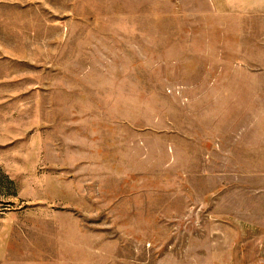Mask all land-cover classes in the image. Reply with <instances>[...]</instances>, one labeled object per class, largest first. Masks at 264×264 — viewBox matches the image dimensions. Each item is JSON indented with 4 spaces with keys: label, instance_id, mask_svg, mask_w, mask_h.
<instances>
[{
    "label": "rangeland",
    "instance_id": "obj_1",
    "mask_svg": "<svg viewBox=\"0 0 264 264\" xmlns=\"http://www.w3.org/2000/svg\"><path fill=\"white\" fill-rule=\"evenodd\" d=\"M0 264H264V0H0Z\"/></svg>",
    "mask_w": 264,
    "mask_h": 264
}]
</instances>
